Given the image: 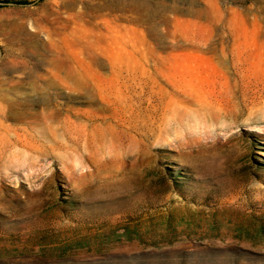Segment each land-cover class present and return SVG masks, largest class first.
Here are the masks:
<instances>
[{"label":"rangeland","instance_id":"1","mask_svg":"<svg viewBox=\"0 0 264 264\" xmlns=\"http://www.w3.org/2000/svg\"><path fill=\"white\" fill-rule=\"evenodd\" d=\"M0 264H264V0H0Z\"/></svg>","mask_w":264,"mask_h":264},{"label":"bare ground","instance_id":"2","mask_svg":"<svg viewBox=\"0 0 264 264\" xmlns=\"http://www.w3.org/2000/svg\"><path fill=\"white\" fill-rule=\"evenodd\" d=\"M213 96V95H212ZM50 130V129H49Z\"/></svg>","mask_w":264,"mask_h":264}]
</instances>
